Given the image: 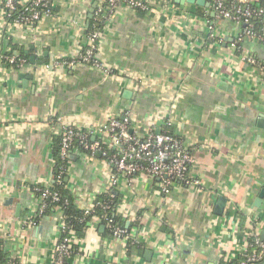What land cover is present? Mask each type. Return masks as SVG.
Masks as SVG:
<instances>
[{
	"label": "crops",
	"instance_id": "0c3cea01",
	"mask_svg": "<svg viewBox=\"0 0 264 264\" xmlns=\"http://www.w3.org/2000/svg\"><path fill=\"white\" fill-rule=\"evenodd\" d=\"M3 2L0 54L21 46L29 55L22 69L0 62V244L9 258L53 264L62 215L42 210L33 188L54 183L53 142L63 126L91 131L112 117L128 118L141 135L168 126L190 148L200 183L163 192L158 177L140 173L111 185L115 166L100 151L72 149L68 181L78 207L113 187L117 212L145 251L128 255L93 216L83 237L73 233L67 264H223L242 251L243 231L262 237L264 202H254L264 188V71L243 56L264 65V42L242 37L237 54L245 24L176 0H153L145 11L122 5L96 29L104 67L70 66L53 62L79 55L99 0H51V14L34 27L5 24ZM221 196L227 203L217 215Z\"/></svg>",
	"mask_w": 264,
	"mask_h": 264
},
{
	"label": "built area",
	"instance_id": "2783aa9c",
	"mask_svg": "<svg viewBox=\"0 0 264 264\" xmlns=\"http://www.w3.org/2000/svg\"><path fill=\"white\" fill-rule=\"evenodd\" d=\"M105 0H99V7L97 14L103 11L102 3ZM109 7L107 10L115 11L122 5H128L130 7H140L142 9L149 8L153 0H107ZM211 8L215 13L217 19H229L238 23H244L245 25H251L252 18H260L262 22L261 32L256 33L252 28L245 30V35L256 41L264 42V6H253L250 0H209ZM21 6L20 13H16L17 17L13 22L8 21L14 12H17V7ZM44 7V9H43ZM42 8V9H40ZM2 16L5 19V24L12 23L17 26H29L34 27L45 16H49L52 10L49 8V0H4L1 8ZM99 37L100 32L97 30H91L87 32L86 46L83 48L79 55L71 59L70 62L66 59L54 61L55 64H90L97 68L104 67L103 62L98 56L99 50ZM243 60L250 63L259 71H264V65L261 64L258 58L254 55L243 56ZM0 62L8 63L12 68L22 69L29 62L28 59L15 54H0ZM109 73V70H106ZM76 128V129H75ZM60 133L63 136L61 156L63 158L69 157V151L72 142L75 138H78L82 142L86 141V134L81 128L69 125L63 126ZM88 134H92L95 138L99 135L102 136V140L110 146L121 148L122 153L119 156H115L110 159L109 162L114 164L116 171L122 173L127 180L133 178V173L140 172L150 176L158 177L162 180V191L169 192V187L174 180H177L185 184L197 185L199 180L194 179L191 175V166L194 163V157L190 151V148L186 145L182 138H178L173 135H169L162 132L149 131L147 134L141 135L138 133H132L129 130V119L123 120L112 117L104 124L94 127ZM96 140V139H95ZM85 147L92 152L100 151L102 155H106V152H102L100 141H94L91 144L86 143ZM143 160L147 162L145 165L139 163ZM67 171L62 170L61 172ZM119 178L115 172L111 177V185H117ZM33 191L40 192L38 196L40 200V208L46 209L48 206L47 200H58L59 195L50 189L49 186H35ZM97 204V203H96ZM93 204L91 207H87L86 213H90L94 209ZM33 220L30 222L32 223ZM61 237L55 247V255L53 264H67L68 259L73 254L72 236L73 232L67 230V226L63 221L58 225ZM112 227V225L110 224ZM113 228V238L120 240L125 246L131 233L127 228L115 226ZM62 232H66L67 235L62 237ZM259 231L254 232L255 245L252 244V252L246 260H240L235 264H251L252 262L264 260V240L258 235ZM247 244H243V249ZM251 246V245H250ZM242 249V250H243ZM234 259V258H232ZM230 259L229 261H231ZM8 264H15V262H9Z\"/></svg>",
	"mask_w": 264,
	"mask_h": 264
},
{
	"label": "trees",
	"instance_id": "16d2710c",
	"mask_svg": "<svg viewBox=\"0 0 264 264\" xmlns=\"http://www.w3.org/2000/svg\"><path fill=\"white\" fill-rule=\"evenodd\" d=\"M230 1V0H228ZM253 6H264V0H255L252 1L250 0ZM102 7H103V11H100L97 14V9H96V16L94 18H92L90 20V25H89V29L88 32L91 30H96L98 28L101 27L102 22H101V16H104L105 13H108L107 9L109 7L108 1L105 0L102 3ZM49 8L52 10V6H51V0H49ZM137 10L140 11H145L148 10L147 9H142L140 7H134ZM18 11L14 12L10 17H8V21L9 22H13V20L17 17V14L20 13L21 11V6L17 7ZM42 9V8H40ZM44 9V7H43ZM17 13V14H16ZM201 15L203 16V14L201 13ZM213 20V19H212ZM244 24V23H242ZM249 28H252L256 31V33L261 32V28H262V22L260 18H252L251 19V25H246L243 28V33L240 36L239 39H237V43L236 45V53L240 54L242 52V42H241V38L242 37H247L245 35V30ZM218 37H211V40L213 42H217L218 41ZM86 46V44H85ZM84 46V48H85ZM15 51L18 52V54L20 56H23L25 58H29L28 54L26 53V49L24 47L21 46H14L13 51L10 52V54H14ZM71 59H66V61L70 62ZM29 62V59H28ZM129 127H130V123H129ZM164 129L161 130L162 133H166L169 135H173L178 137L177 135H175L170 128H168V126L163 127ZM76 129V128H75ZM82 131L84 133H87L86 135V141L82 142L81 140H79L78 138H75L72 142L70 151L72 149H77L80 152H84L87 154H92L94 155L95 152H92L90 149L85 147V144H91L94 141H100V145L102 147V152H106V155H102V158L110 160L113 159L115 156H119L122 153L121 148H116L114 146H110L109 144L105 143L104 140H102V138H97L96 140L93 139V135L92 134H88V132H90V130H86V129H82ZM180 138V137H178ZM62 143H63V136L62 134L59 132L58 134H56L54 136V142H53V146H54V150H53V157L55 159V165H54V183L52 184V186L50 187V189L54 192H57L59 195L58 200H52L51 198H49L47 200L48 202V206L45 209V212H53L54 211H58L61 213L62 215V220L65 223V225L67 226V230L70 229V231H72L76 236L79 237H83L85 235V232L87 230V228L89 227V224L92 221L93 216H97L101 222L103 224H105L106 229H107V233L110 236H113V228L115 226H120L123 228H127L129 230V232L131 233V229L132 227H126V219L123 218L122 215L118 214V206L121 202V197L119 195L116 194L115 190L112 188H110L109 190L100 193L97 195L95 203L96 204L94 206V209H92V211L90 213H86L84 209H80L78 207V205L76 204V200H75V196L72 192V190L69 187V181H68V168H69V157L68 158H63L61 156V150H62ZM70 151H69V155H70ZM139 163L141 164H146L147 162H144L143 160L139 161ZM64 172H61L62 170H66ZM114 172L117 173L118 178L122 177L123 174L122 173H118L116 171V167H114ZM140 174V172H135L133 173V176H136ZM160 184H162V180L159 181ZM179 182L177 180H174L172 183H176ZM162 186V185H160ZM36 195L39 196L40 192H36ZM239 216L241 217L242 221L245 219V216L239 214ZM110 224L112 225V227L110 226ZM134 226H137V224L135 223ZM241 233V232H240ZM245 235V241L244 243L247 244V246L238 254L237 257H235L233 260L228 261V262H223V264H235L238 263V261L240 260H246V258L248 257V255L251 254L253 248H252V244L255 245V235L252 234V232H250V230L246 229V231L244 232ZM65 235H67L66 232H62V237H64ZM241 235V234H240ZM258 235H260L258 233ZM251 245V246H250ZM126 250L128 255H141L143 253V251H145V244L143 243L142 239H135L132 236H130L127 240L126 243ZM15 262V264H18V261L14 258H9L8 255L4 252L2 245L0 244V264H8L9 262ZM263 261V260H262ZM262 261H256V262H252L251 264H260Z\"/></svg>",
	"mask_w": 264,
	"mask_h": 264
},
{
	"label": "water",
	"instance_id": "95a60500",
	"mask_svg": "<svg viewBox=\"0 0 264 264\" xmlns=\"http://www.w3.org/2000/svg\"><path fill=\"white\" fill-rule=\"evenodd\" d=\"M177 2H181L182 4H184L185 2H188V3H191V4H198L200 6H203V7H211V3L209 0H176ZM93 13H94V8L91 10V14L89 15V18H92L93 16ZM213 15H215V13L213 12ZM89 26V25H88ZM34 56L32 57V62H34ZM128 94V93H126ZM257 125L258 127L260 128H264V114H261L257 120ZM94 139V137H93ZM264 202V188L262 189V191L260 192L258 198L255 200L254 202V205L256 207H261V205L263 204ZM226 203H227V198L224 197V196H221L219 199H218V202L216 204V209H215V213L217 215H222L224 213V210H225V206H226ZM103 229V228H102ZM262 240H264V232L262 234ZM151 255V251H146V256H150Z\"/></svg>",
	"mask_w": 264,
	"mask_h": 264
}]
</instances>
